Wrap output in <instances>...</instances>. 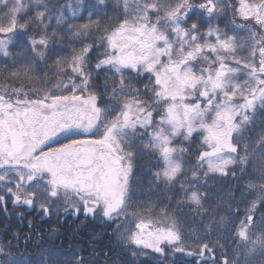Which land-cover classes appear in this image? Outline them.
I'll return each instance as SVG.
<instances>
[{"label":"snow or ice","instance_id":"snow-or-ice-1","mask_svg":"<svg viewBox=\"0 0 264 264\" xmlns=\"http://www.w3.org/2000/svg\"><path fill=\"white\" fill-rule=\"evenodd\" d=\"M0 264H264V0H0Z\"/></svg>","mask_w":264,"mask_h":264},{"label":"trees","instance_id":"trees-1","mask_svg":"<svg viewBox=\"0 0 264 264\" xmlns=\"http://www.w3.org/2000/svg\"><path fill=\"white\" fill-rule=\"evenodd\" d=\"M92 228H95L96 231H101L100 227L98 225H92V224H89L87 226H85L82 231L87 233L90 229Z\"/></svg>","mask_w":264,"mask_h":264}]
</instances>
